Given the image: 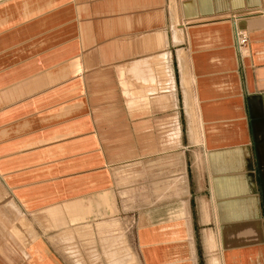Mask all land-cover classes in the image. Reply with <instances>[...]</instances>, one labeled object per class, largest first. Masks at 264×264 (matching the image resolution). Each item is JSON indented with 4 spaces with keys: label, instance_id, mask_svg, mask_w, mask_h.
Listing matches in <instances>:
<instances>
[{
    "label": "crops",
    "instance_id": "obj_1",
    "mask_svg": "<svg viewBox=\"0 0 264 264\" xmlns=\"http://www.w3.org/2000/svg\"><path fill=\"white\" fill-rule=\"evenodd\" d=\"M213 242L264 264V0H0V264Z\"/></svg>",
    "mask_w": 264,
    "mask_h": 264
},
{
    "label": "built area",
    "instance_id": "obj_2",
    "mask_svg": "<svg viewBox=\"0 0 264 264\" xmlns=\"http://www.w3.org/2000/svg\"><path fill=\"white\" fill-rule=\"evenodd\" d=\"M235 36L238 49L240 50V52L245 51L250 43L248 35L245 32L236 28Z\"/></svg>",
    "mask_w": 264,
    "mask_h": 264
},
{
    "label": "rangeland",
    "instance_id": "obj_3",
    "mask_svg": "<svg viewBox=\"0 0 264 264\" xmlns=\"http://www.w3.org/2000/svg\"><path fill=\"white\" fill-rule=\"evenodd\" d=\"M212 249H214V251L211 252L210 258L211 259H213V258L215 259L216 258V259L222 261V257L220 255V251L217 250L216 244L214 242H213ZM74 254H76V259H77L76 263L77 264H85V262H84L85 260L81 256V254H80V252H79V250L77 249L76 246H75V252H74ZM91 263L93 264V261Z\"/></svg>",
    "mask_w": 264,
    "mask_h": 264
},
{
    "label": "bare ground",
    "instance_id": "obj_4",
    "mask_svg": "<svg viewBox=\"0 0 264 264\" xmlns=\"http://www.w3.org/2000/svg\"><path fill=\"white\" fill-rule=\"evenodd\" d=\"M209 238V237H208ZM212 238V237H211ZM211 264H220V262L217 259H212Z\"/></svg>",
    "mask_w": 264,
    "mask_h": 264
}]
</instances>
